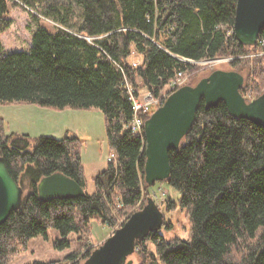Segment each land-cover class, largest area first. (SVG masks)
Returning a JSON list of instances; mask_svg holds the SVG:
<instances>
[{"label":"trees","instance_id":"trees-1","mask_svg":"<svg viewBox=\"0 0 264 264\" xmlns=\"http://www.w3.org/2000/svg\"><path fill=\"white\" fill-rule=\"evenodd\" d=\"M21 4L37 7L42 16L33 15L26 50L3 53L1 34L12 22L10 8ZM235 5L236 0H0V103L98 108L115 156L93 177L92 193L41 200L37 183L54 172L85 189L81 141L39 135L31 142L27 134H6L0 117V154L23 190L27 187L21 206L0 225V264H9L32 237L47 238L49 227L60 234L55 249L70 247V233L81 247L61 261L25 264H79L92 220L117 228L120 218L144 205L153 184L144 173V133L128 126L135 112L127 85L136 95L144 87L158 97L195 62L230 56L233 71L243 77L239 93L244 96L251 87L250 102L264 92V55H251L257 45L235 39ZM72 6L80 9L78 23L70 22ZM258 39H264V27ZM185 85L190 84L182 82L165 99ZM139 113L145 121L153 111ZM169 163L167 177L159 181L180 192L178 203L168 199L166 206L185 210L189 236L167 240L159 231L149 232L136 242L145 260L264 264V128L233 114L223 102L206 107L201 100L188 131L170 150ZM147 242L154 252L147 251Z\"/></svg>","mask_w":264,"mask_h":264},{"label":"water","instance_id":"water-1","mask_svg":"<svg viewBox=\"0 0 264 264\" xmlns=\"http://www.w3.org/2000/svg\"><path fill=\"white\" fill-rule=\"evenodd\" d=\"M263 27L264 0H236L231 30L237 42L254 46ZM242 81L243 77L233 70L215 69L195 85L174 90L144 121V173L150 184L167 177L169 152L188 131L201 100L206 107L223 102L233 114L264 128V92L248 102L239 93ZM37 192L41 200L72 199L86 193L78 182L61 172L40 178ZM23 193L22 186L10 174L5 158L0 154V225L12 210L21 206ZM164 221L163 210L148 196L144 205L124 219L82 264H133L130 256L137 249L136 242L149 232L158 231Z\"/></svg>","mask_w":264,"mask_h":264},{"label":"rangeland","instance_id":"rangeland-1","mask_svg":"<svg viewBox=\"0 0 264 264\" xmlns=\"http://www.w3.org/2000/svg\"><path fill=\"white\" fill-rule=\"evenodd\" d=\"M80 9L72 6L69 12V19L72 23H78L80 20ZM33 15L42 16L37 7L24 5H12L9 16L11 24L1 34L2 52L26 50L30 46V36L35 20ZM220 59V60H218ZM213 60H200L192 70L183 74L180 78L183 82H189L195 85L200 79L208 76L215 69L234 70L235 68L228 62L232 57H220ZM138 60V59H134ZM264 73V66H263ZM246 75V69L240 70ZM263 76V75H262ZM184 78V79H183ZM257 79V84L261 79ZM171 83L165 86L160 94H165L171 90ZM147 93L146 88L140 90L139 98ZM157 107L152 106L151 111ZM0 117L3 119V129L6 134L16 132L27 134L33 142L39 135H50L55 138H63L65 135L76 136L80 141V157L86 177L85 191L92 193L94 191L93 177L107 166L109 154V144L105 131V118L102 111L98 108L80 109L65 107L56 109L44 107L27 102H13L9 104L0 103ZM27 187H25V190ZM148 195L153 198L156 204L164 212L165 224L158 230L162 236L169 240L174 237L187 239L189 236V225L185 210L176 207L173 210H167V200H173L178 203L180 192L165 182L156 181L148 188ZM147 196V195H146ZM146 202V197L144 203ZM138 203H141L138 202ZM138 206V204H137ZM124 220L123 217L119 222ZM114 230V226H109L97 220L91 222V236L86 240V247L81 248L80 263L84 261L86 252H91L95 247L101 244L104 239ZM60 237L57 229L49 227L47 238L43 236L32 237L25 247H21L18 253L11 259L9 264H25L35 260H63L64 256L71 251L78 250L81 242L77 235L70 233L68 239L70 247L58 250L53 246V241ZM147 251L154 252V246L147 242ZM133 264H149L148 260L140 253L137 247L130 256Z\"/></svg>","mask_w":264,"mask_h":264},{"label":"built area","instance_id":"built-area-1","mask_svg":"<svg viewBox=\"0 0 264 264\" xmlns=\"http://www.w3.org/2000/svg\"><path fill=\"white\" fill-rule=\"evenodd\" d=\"M256 45H257V49L251 55H254V56L264 55V39H258V42ZM179 75H181V73H179ZM180 77L171 82V88L177 87L178 85H180L184 81ZM254 83L255 84L258 83L257 79H254ZM127 90H128V94H129L131 103H132V108L135 112V114H134L132 120L130 121V123L128 124V126L131 128V130L133 132H137L140 134L142 132L144 133V128H143L144 119L141 117L139 111L150 112L152 106L159 107L160 105L163 104V101L165 100L166 95L160 94V96L155 97L149 91H147V93L143 97V100H141L139 98V94L138 95L135 94V90L132 86L127 85ZM253 94L254 93H253L251 87H249L248 91L245 94V97L250 99L253 97ZM114 159H115L114 154H112V153L109 154L108 160H114ZM121 222L122 221H120V223Z\"/></svg>","mask_w":264,"mask_h":264},{"label":"bare ground","instance_id":"bare-ground-1","mask_svg":"<svg viewBox=\"0 0 264 264\" xmlns=\"http://www.w3.org/2000/svg\"><path fill=\"white\" fill-rule=\"evenodd\" d=\"M141 113V112H140Z\"/></svg>","mask_w":264,"mask_h":264}]
</instances>
